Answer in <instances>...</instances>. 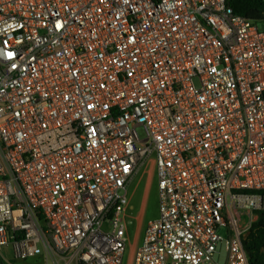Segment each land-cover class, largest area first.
I'll return each mask as SVG.
<instances>
[{"label": "built area", "instance_id": "1", "mask_svg": "<svg viewBox=\"0 0 264 264\" xmlns=\"http://www.w3.org/2000/svg\"><path fill=\"white\" fill-rule=\"evenodd\" d=\"M150 163L158 215L131 264H248L264 23L230 0H0L1 263L123 264Z\"/></svg>", "mask_w": 264, "mask_h": 264}, {"label": "rangeland", "instance_id": "2", "mask_svg": "<svg viewBox=\"0 0 264 264\" xmlns=\"http://www.w3.org/2000/svg\"><path fill=\"white\" fill-rule=\"evenodd\" d=\"M130 201L126 208V231L128 243L123 264H131V256L138 245L146 222L158 215V198L153 164L139 171L129 185ZM223 256H220L222 259ZM7 259H12L9 254ZM34 259L11 264H35ZM0 264L1 261H0Z\"/></svg>", "mask_w": 264, "mask_h": 264}, {"label": "trees", "instance_id": "3", "mask_svg": "<svg viewBox=\"0 0 264 264\" xmlns=\"http://www.w3.org/2000/svg\"><path fill=\"white\" fill-rule=\"evenodd\" d=\"M234 14L253 22L264 23V0H230ZM241 243L248 264H264V211L242 233Z\"/></svg>", "mask_w": 264, "mask_h": 264}]
</instances>
